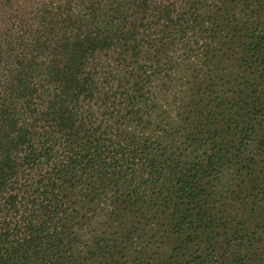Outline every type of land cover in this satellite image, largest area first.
<instances>
[{"label": "trees", "instance_id": "16d2710c", "mask_svg": "<svg viewBox=\"0 0 264 264\" xmlns=\"http://www.w3.org/2000/svg\"><path fill=\"white\" fill-rule=\"evenodd\" d=\"M263 11L0 0V264H264Z\"/></svg>", "mask_w": 264, "mask_h": 264}, {"label": "rangeland", "instance_id": "374dc122", "mask_svg": "<svg viewBox=\"0 0 264 264\" xmlns=\"http://www.w3.org/2000/svg\"><path fill=\"white\" fill-rule=\"evenodd\" d=\"M245 11H241L240 15H242L244 18L246 17ZM261 19L264 22V11L262 14ZM242 45L239 46V44L235 45L233 49V55L235 57H232L230 60H226L224 63H219L220 69L217 71L224 69V71L227 73L225 74L224 77V84L219 86L218 88L220 89L221 92L225 91V89L231 88H242L246 87L245 85L251 86L252 84H255V86H263L264 85V69L263 71L259 72H254L255 71V66H260L261 64L254 63L253 65H246L242 64V67L240 63L242 62L241 56H242ZM264 66V64L262 65ZM174 67V66H173ZM222 70V73H224ZM246 71H249L246 73ZM252 72V73H250ZM250 73V74H248ZM171 74V73H170ZM188 77H186L187 79ZM169 80V78H167ZM184 79V80H186ZM169 80V82H166V86L164 88L167 89V87L170 85L171 89L169 91H165L167 96L161 97L160 103L163 105L164 108H168L169 113H173V108L175 105L179 106L181 104V97L178 95L180 93V88H181V82ZM175 88V91L173 93V89ZM233 91H231L230 95L233 96L232 94ZM168 106V107H167ZM188 108L184 107L181 109V112L187 111ZM163 120V117H162ZM169 126V125H167ZM170 128V127H169Z\"/></svg>", "mask_w": 264, "mask_h": 264}]
</instances>
